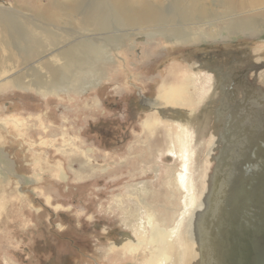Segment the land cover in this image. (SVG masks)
Returning a JSON list of instances; mask_svg holds the SVG:
<instances>
[{"label": "rangeland", "instance_id": "374dc122", "mask_svg": "<svg viewBox=\"0 0 264 264\" xmlns=\"http://www.w3.org/2000/svg\"><path fill=\"white\" fill-rule=\"evenodd\" d=\"M123 1L0 0V264H204L216 172L240 191L226 117L264 128V0H129L155 11L133 24Z\"/></svg>", "mask_w": 264, "mask_h": 264}, {"label": "bare ground", "instance_id": "6f19581e", "mask_svg": "<svg viewBox=\"0 0 264 264\" xmlns=\"http://www.w3.org/2000/svg\"><path fill=\"white\" fill-rule=\"evenodd\" d=\"M121 1H123V0H121ZM117 6H120V10H121L122 14L125 15L126 17L128 16L127 18L130 20V23H132V24L135 23L134 22L135 17H143L145 20L146 19H148V20L152 19L153 20L155 18L154 9L150 8L147 4L133 5L129 2V0H124L122 3H119V5H117ZM95 10H96L95 18L97 21V26H99V28L100 27L105 28V26H107V24H108L107 14L109 11L104 8V4H102V3L96 4ZM99 13H100V15L98 16ZM251 20H252V18L250 19V21ZM77 52L78 51L71 49L69 52L64 54L67 57V62H68L69 67L78 66L79 61L77 59V56L79 53H77ZM46 65H47L48 69L52 71L51 81L56 82V83L61 82L60 75H59V70H60L59 67L54 66L50 63H48ZM42 78L38 79V81L43 80ZM42 82L44 83L45 81H42ZM184 92H185V90H183V89L177 88V90H176V89H173V87H171V88H169L167 94L165 93L164 97L167 99H170L172 101H176V100L181 99L182 96H184V94H185ZM202 106H205V105L202 104ZM201 117H199V120H201ZM233 119L234 118H231L228 121L232 122L231 125H234V126L237 125V128L239 129L237 132H235L237 134L236 139L240 140L241 137H245V139H246L245 144H244L243 140H241L240 142L242 145L240 144V146H235V145L233 146V144H232L228 149V150H232V148H236L235 149V156L233 157V161H232V163H230L231 164L230 166H231V168L233 167V168L237 169L238 167L243 166L245 164L246 159L251 158V156L248 154V152H249L250 148H254L257 145L256 142H253V141H255L257 138L259 140L260 139L259 137H261L260 135H262V134L264 135V128L260 133L255 134L254 133L255 129H253V127L245 130V128L241 127V125H240V122L241 123L243 122L241 119H237V121L235 122L236 124L233 122ZM261 120H263V119H259V121H258L260 124L264 122ZM193 121H195V120L193 119ZM254 124H255V122H253V126H255ZM231 128H234V127H231ZM242 130L243 131L245 130V131L242 132ZM229 135L230 134H227L228 137H229ZM257 135H259V136H257ZM260 140H262V138ZM251 142H253V143L250 145ZM225 158H226V156H224V155L220 158L221 161L223 160V164L226 163ZM223 164L221 163V165H223ZM220 167L221 166L219 165V168ZM220 171L221 170H218L215 174V179H216V182H215L216 185L214 187L215 190L213 189V192L209 196L208 201H207V207H206L205 211L201 214L200 219H199V228H200V232H201L200 233L201 234V249L204 252L205 259H206V263H204V264H220L222 262L220 255H222L223 248H225L224 244L222 245L221 238L217 237V232L219 234L218 229L221 226V222L219 221V217H220V213L224 212V210H225L223 207L226 203V200L229 197L228 192L230 190V185L232 184V181H233L232 176H234V174H233L234 170L233 171L230 170V171H232L231 176H230V171L228 174H225V175H222ZM222 179H223V182L225 183L224 184L225 188L222 186L223 183H220ZM221 186H222L223 191H219ZM193 199H194V197H190L187 204H189V202H190V205H192ZM152 220L153 219L150 218V221H152ZM171 234H169L168 232L166 233V235L164 233H162V238H164V239L170 238L171 240H173V237L176 234V231L172 232ZM141 244H144V241L135 240L134 246H131V247L134 248L135 245L141 247ZM184 245H185V243H184ZM143 247H144V245H143ZM182 260H183V264H194V262H195L194 252H193L190 245L183 248Z\"/></svg>", "mask_w": 264, "mask_h": 264}, {"label": "water", "instance_id": "95a60500", "mask_svg": "<svg viewBox=\"0 0 264 264\" xmlns=\"http://www.w3.org/2000/svg\"><path fill=\"white\" fill-rule=\"evenodd\" d=\"M261 138L256 148H250L251 158L239 167L243 173L235 186L240 191L232 192L230 185L225 210L220 213L217 237L225 246L220 264H264V137ZM258 151L261 153L256 159Z\"/></svg>", "mask_w": 264, "mask_h": 264}, {"label": "flooded vegetation", "instance_id": "af4514ba", "mask_svg": "<svg viewBox=\"0 0 264 264\" xmlns=\"http://www.w3.org/2000/svg\"><path fill=\"white\" fill-rule=\"evenodd\" d=\"M244 41H237L236 43H234V47H236V48H238V49H236L235 50V55H237V56H245L246 54L245 53H243V51L245 50V49H241V48H243V47H240V49H239V45L240 44H242ZM238 44V45H237ZM221 46H223V45H221ZM196 51V48H193V47H190V48H188L186 51H185V53H193V52H195ZM222 52L221 53H225L224 52V50H221ZM202 53V54H201ZM201 53H199V52H197L196 54V57H201L200 59H204V60H207L208 61V59H213V57L215 56V53L214 52H212V50L211 49H209L208 51H207V53H204V52H201ZM220 53V52H219ZM220 53V54H221ZM239 84V83H238ZM255 111H259L258 113L259 114H252V115H254L255 117H253L254 119H256L257 117L256 116H258V115H260V114H263L264 113V111H260V110H255L254 108H253V113L255 112ZM262 112V113H261ZM236 115V112L234 111H230L229 113H228V117H226L228 120L229 119H231V117L233 118V116H235ZM237 116V115H236ZM239 117H244V114H240L239 116H238V118L237 119H241V118H239ZM235 119V118H234ZM236 124V123H235ZM97 129V128H96ZM95 131H98V130H95ZM100 132V131H99ZM101 132H102V130H101Z\"/></svg>", "mask_w": 264, "mask_h": 264}]
</instances>
